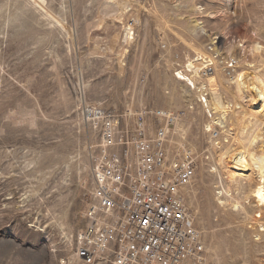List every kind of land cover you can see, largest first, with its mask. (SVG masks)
I'll return each instance as SVG.
<instances>
[{
	"label": "rangeland",
	"instance_id": "rangeland-1",
	"mask_svg": "<svg viewBox=\"0 0 264 264\" xmlns=\"http://www.w3.org/2000/svg\"><path fill=\"white\" fill-rule=\"evenodd\" d=\"M105 1L0 0V264H75L90 151L100 139L85 115L89 106L128 115L145 106L179 116L186 131L170 129L166 149L194 163L187 205L203 243L196 264H264V231L256 236L255 220L264 223V208L249 187L255 174L249 169L240 193L232 191L242 209L218 205L219 176L208 166L212 138L226 142L227 125L214 126L209 139L204 101L176 78L195 48L212 53L231 129L259 119L256 145L264 147L260 104L233 98L235 70L264 77V0H130L122 20L103 13ZM125 24L134 32L129 44Z\"/></svg>",
	"mask_w": 264,
	"mask_h": 264
},
{
	"label": "built area",
	"instance_id": "built-area-1",
	"mask_svg": "<svg viewBox=\"0 0 264 264\" xmlns=\"http://www.w3.org/2000/svg\"><path fill=\"white\" fill-rule=\"evenodd\" d=\"M84 112L100 139L75 264H196L203 243L187 205L195 168L191 157L167 152L173 115L145 106L132 115Z\"/></svg>",
	"mask_w": 264,
	"mask_h": 264
},
{
	"label": "bare ground",
	"instance_id": "bare-ground-1",
	"mask_svg": "<svg viewBox=\"0 0 264 264\" xmlns=\"http://www.w3.org/2000/svg\"><path fill=\"white\" fill-rule=\"evenodd\" d=\"M129 6H131L130 0L105 1L102 4V11L104 14L107 13V15L112 16V19L122 20V18L128 14ZM123 30L125 31V34H123V42L126 44L131 43L134 39L132 26L125 24ZM253 49L255 51H259L260 47L258 44H255L253 45ZM195 51V57L187 59L186 65L183 67V71H177L176 78L178 77L180 80L188 81V84L186 83L185 85V91L189 94L192 92L196 93V100L199 102L204 101V106L207 108V112L210 117L207 119L204 126L205 132H207L210 136L209 139L212 138L211 131H213L214 126L220 125L223 127L225 125H223L224 122L227 125V129L222 131V133H225V136L229 138L226 142L214 143L212 138V146L215 148L210 154L211 163L208 167L210 169V173H214L219 176V180H217L219 183V190L215 193V200L219 206L229 205L233 209H242V197L239 195L233 196L232 191H237V194L240 193L243 188L241 177L245 178L250 169L255 174V179L252 180V183H250L249 186L250 195L253 197L256 206L262 207L263 209L264 147L258 149V145H256L258 138L261 135V129L260 127L258 128L260 120L258 119V121L256 118H253L254 120H250L247 118L246 123H238L239 119H235L234 121L237 120L238 123L237 129L235 132L231 129L232 123L229 122V118L227 117L228 105L220 102L216 93L218 65L215 56L212 53L204 52L196 48ZM120 52L122 54L123 49H121ZM209 66L213 68L214 73H205ZM233 78L235 86L233 98L236 101L238 99L247 98L249 105L259 103L261 106L260 111H264V77L260 79L255 74L249 73L247 69H239L235 70ZM203 95L208 96V101L206 97H202ZM166 99L168 100V103L172 104V102L175 101V91L172 90L170 97ZM239 107H242L241 104ZM241 112H245V110L242 109ZM173 122L174 126L171 128L173 133L181 135L186 131L179 116H173ZM178 146L179 150L182 149L185 153L186 149L182 147L181 142H178ZM246 198L247 196H244L243 200ZM261 215L262 214L259 213L256 217H260ZM255 220L256 222L258 221L257 236L263 233L264 223L257 219Z\"/></svg>",
	"mask_w": 264,
	"mask_h": 264
}]
</instances>
